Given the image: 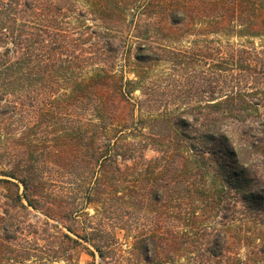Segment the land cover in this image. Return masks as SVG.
<instances>
[{
    "label": "trees",
    "instance_id": "16d2710c",
    "mask_svg": "<svg viewBox=\"0 0 264 264\" xmlns=\"http://www.w3.org/2000/svg\"><path fill=\"white\" fill-rule=\"evenodd\" d=\"M81 251L264 264V0H0V264Z\"/></svg>",
    "mask_w": 264,
    "mask_h": 264
},
{
    "label": "rangeland",
    "instance_id": "374dc122",
    "mask_svg": "<svg viewBox=\"0 0 264 264\" xmlns=\"http://www.w3.org/2000/svg\"><path fill=\"white\" fill-rule=\"evenodd\" d=\"M119 57V56H118ZM158 69H160V68H158ZM126 71H128V70H126ZM129 78H132V75L130 74L129 75ZM134 96H139L138 95V93L136 92V93H134ZM210 221V220H209ZM211 222V221H210ZM211 224H213L214 225V223H211ZM216 225V224H215ZM121 234V233H120ZM120 234H118V236H119V238H121V235ZM123 243V242H122ZM91 259H90V257L89 256H87L83 251H81L80 253H79V259H78V262L77 263H74V264H86L87 262H89ZM184 262V260L182 259V260H180V263H183Z\"/></svg>",
    "mask_w": 264,
    "mask_h": 264
}]
</instances>
